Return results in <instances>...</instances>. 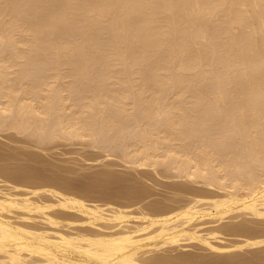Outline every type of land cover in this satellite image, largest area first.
Returning a JSON list of instances; mask_svg holds the SVG:
<instances>
[{
	"label": "bare ground",
	"instance_id": "bare-ground-1",
	"mask_svg": "<svg viewBox=\"0 0 264 264\" xmlns=\"http://www.w3.org/2000/svg\"><path fill=\"white\" fill-rule=\"evenodd\" d=\"M5 129L116 131L123 161L184 182L140 204L5 161L0 264H264V0H0Z\"/></svg>",
	"mask_w": 264,
	"mask_h": 264
},
{
	"label": "rangeland",
	"instance_id": "rangeland-1",
	"mask_svg": "<svg viewBox=\"0 0 264 264\" xmlns=\"http://www.w3.org/2000/svg\"><path fill=\"white\" fill-rule=\"evenodd\" d=\"M133 124H134V122H133ZM130 125H132V124H130ZM131 127L127 128V129L129 131H131L134 128V125H133L132 129H131ZM14 132L15 131L12 129L0 130V150H1V152H3L4 154H7V152H10V153L16 152L17 153V154H15L17 157L15 156L13 159H9L6 156H3V158L5 160H3V159L0 160V164H4V163H7L10 161L9 164H12V163L15 164L16 163L17 165L23 166V167H28L27 165H29V167L34 166V168L36 170L41 171V173H43L45 175L49 174V176L53 175L58 180H60L62 182L73 181V183H76V182H78V183H81V182H83V183H89V182L90 183H99L101 181V184L99 183L100 184L99 187H101L100 189H102V187L105 188L104 186L109 187V186H107L109 184H106V182H108V183L111 182L109 189H115V190L117 188H119V186H121V187H124V186L127 187L128 186L129 187V185H131V184L132 185L133 184L134 185H138V184L144 185L145 188L147 187V189L149 191H151V195H150V197H148V199H145L140 204H145L150 200L164 201L167 197H169V196L171 197L173 195L172 192L169 190V186L174 185V183L176 184V183L184 182L183 178L175 176L176 173L172 174L174 172L171 173V171L164 170V168L162 169L161 167H158L156 170L153 171V169L151 170L150 167H148L149 169L144 168V167H134V166H132L131 163H128V162L126 163L125 161H123V159H126V158L122 159L119 156L120 155L119 150H118L119 146H117L118 144L116 145L117 141L115 140L118 136L116 131H112L111 132L112 134L108 133V135H106V137L104 135H103V137L100 136V139H101V137L103 139V140L101 139V141H100L99 137H98L97 141L91 140L92 143L89 140L88 141L87 140H80V139L66 140V139H62V138L61 139H58V138L57 139L56 138L50 139L51 142L49 139L44 140V141L43 140L39 141L36 137L34 138V136H31L28 133L25 134L26 132H24V134L23 133L18 134L17 132H15V133ZM126 132H128V131H125V133ZM115 134L117 136H115ZM23 135H25V136H23ZM110 135H111L112 140H111V144L109 146L108 145L110 143L109 140L111 139V138L109 139ZM45 141H47V142H45ZM108 141H109V143H108ZM99 143L102 145L105 144L106 146L103 145V147H102V145H100L101 147H99ZM112 144H115V145L113 146ZM97 146H98V148H97ZM115 146H117V147H115ZM104 149H105V151H104ZM107 149L110 151L108 152ZM111 150L113 151V153ZM104 152L109 153V154L106 153L107 157L105 156ZM5 161H7V162H5ZM11 161H13V162H11ZM108 171H110L111 173L112 172L114 173V174H111L113 177H115L114 180L112 179L110 181V179L113 177L110 176V172L108 173ZM103 172H105V173H103ZM154 172H156L157 174L159 173V174L157 175ZM107 173L109 175H106ZM103 175H105L104 177H107L105 179L106 181H104V179H102L104 182H102L101 179L99 180V178H103ZM168 176H170V178ZM107 179H109V180L107 181ZM85 180H86V182H85ZM95 181H97V182H95ZM126 184H127V186H126ZM99 187H98V189H99ZM71 192L75 194L76 190L70 191L68 193H71ZM170 192H171V194H170ZM166 195H167V197H166ZM101 197H103V196H101ZM101 197L100 196L93 197V199L91 198L90 201H97L99 203L100 202L101 203H103V202L111 203L112 202L113 204L116 203L119 206H127L128 205L127 204L128 202L126 200H123V199H120L119 203H118L113 198H112L113 200H111L109 198L107 199V197H109V196H107V197L104 196L103 198H101ZM97 198H98V200H97ZM105 198L109 202H107V200L105 201ZM190 246L187 247L186 251H188V252H200L201 251V250H199L197 245L195 246L194 243L193 244L191 243ZM195 247H196V249H195ZM188 248H189V250H188ZM201 252H204V251L202 250ZM205 252H207V251H205ZM246 254H249V253H246Z\"/></svg>",
	"mask_w": 264,
	"mask_h": 264
}]
</instances>
